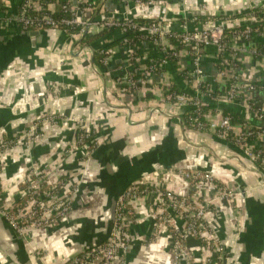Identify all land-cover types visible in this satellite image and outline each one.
<instances>
[{"label": "crops", "instance_id": "obj_1", "mask_svg": "<svg viewBox=\"0 0 264 264\" xmlns=\"http://www.w3.org/2000/svg\"><path fill=\"white\" fill-rule=\"evenodd\" d=\"M23 1L0 0V141L16 138L0 159V212L20 205L19 181L32 168L47 173L49 180L64 177L81 186L67 219L27 237L14 233L0 214V264H66L74 260L109 238L115 223L110 207L113 188L120 197L155 171L177 168L214 173L221 184L239 193L233 205L218 203L211 217L227 253L221 264H264V162L256 156L264 150V139H250L244 147L238 146L212 131L188 127L185 118L192 111L189 107L164 103L166 90L173 86L184 90L182 94L195 92L193 73L198 68L201 75L197 80L205 83L198 97L209 106V122L218 123L227 110L235 131L243 127L264 129V52L260 59L254 58L257 56L240 51L243 42L229 35L222 54L216 46L208 45L192 58L193 50L185 49L179 54L178 72L171 64L162 73L150 72L147 69L153 58L163 57L155 43L121 45L122 33L113 29L84 48L78 44L81 37L63 29L25 30L12 21ZM148 1L144 8L131 0H104L103 4L109 17L157 20L174 32L203 27L206 21L196 22L194 17L198 16H182L190 9L232 14L264 7V0ZM249 17L252 20H247ZM255 19L252 13L213 23L238 29ZM30 31L40 34L33 38ZM250 45L256 54L257 49H263L264 32L254 36ZM101 49L110 51L106 66L95 57ZM133 52L142 54L133 58ZM135 69L137 88L122 94L118 80ZM180 71H186L191 80L183 77L184 73L180 76ZM232 79L241 92L238 99L229 102L222 90L227 93ZM53 115L59 119L50 121ZM82 119L96 126L98 146L89 159L73 148L74 121ZM33 129L42 138L29 144L25 134ZM196 195L194 189L189 193L190 197ZM131 210L137 220L132 221L127 235L125 263L175 264L170 232L153 236L157 219H162L160 212L143 197L132 202ZM171 224L181 227L183 221L176 215ZM186 249L193 264H205L198 240L187 239Z\"/></svg>", "mask_w": 264, "mask_h": 264}, {"label": "built area", "instance_id": "obj_2", "mask_svg": "<svg viewBox=\"0 0 264 264\" xmlns=\"http://www.w3.org/2000/svg\"><path fill=\"white\" fill-rule=\"evenodd\" d=\"M95 1L68 0V3L62 6L61 13H63L61 16L56 17L53 5H50L46 12L43 10L40 0H24L19 12L16 13L12 21L22 26L25 30L63 29L71 36L76 37L90 34L93 30L97 32L105 29H119L125 46L130 43L126 38L128 31L135 29L139 33L149 35V41L162 47L160 51L163 53V57L158 61L155 60L149 63V69L147 70L150 72H155L157 68H165L170 65V58L165 53L173 49L171 38L180 39L186 50H193L191 53L192 58H195V55L198 56L200 49L208 45L216 46L221 54L227 49L228 35L225 26L208 22L197 30L168 31L159 21L157 23L156 21L139 23L136 21L139 18L131 16L109 17L104 4H100L101 7L99 8L100 5L98 7L94 6ZM122 1L128 2L130 0ZM131 1L138 8H144L150 4L148 0ZM192 11L204 12L205 9L195 8ZM249 19L252 20L251 17L247 18V20ZM70 30L74 32L69 33ZM232 30H234L232 37L237 41L243 42L239 50L253 54L255 51L250 47L253 29L246 25L243 29ZM109 53V50H99V54L104 56L102 64L105 66L108 64ZM134 55L135 53L133 52L131 57L134 58ZM133 62L135 63L136 61ZM134 71L136 72V69L131 70L130 73L128 72L126 76L118 80L122 94H127L137 88ZM200 75L201 71L197 68V72L193 73V77L197 81V83L194 82L196 86L194 93H167L165 94L164 103L176 107H189L192 109L191 114L185 118V123L188 127L212 131L222 140L231 141L238 146L244 147L247 140L250 139H257L258 137L264 139V129L243 127L242 130L235 131L231 126L232 117L229 116H224L218 123L209 122L206 119V114L202 113L201 107L203 103L198 97L199 90L205 85L204 82L197 80ZM232 82L226 94L225 90H222L224 99L229 102L238 99L241 92L237 81L232 79ZM208 89L211 92L214 91L211 85L208 86ZM255 111L257 112V109ZM53 116L55 117L52 119L49 117L50 121L54 122L59 119L58 116ZM202 117L204 118L203 120L201 119ZM74 122L76 139L73 148L79 151L85 159H89L98 146V140L95 136L96 126L90 125L88 120L84 121L83 119L75 120ZM39 125L36 128H39ZM77 130L81 132L79 135ZM41 136L42 134L36 129L25 134L29 144L41 141ZM93 141L94 147L90 148V143ZM13 146L5 140L0 141V159ZM262 152H256V156L264 162ZM38 171V169L32 168L20 179L18 187V203L20 205L16 206L13 212L7 210L0 212L15 233L21 237H27L30 233L41 228H51L67 219L71 214L74 197L81 186L80 182H71L64 177L49 180L47 173ZM45 181L49 185L48 188L43 187ZM217 182H219L218 177L214 173H202L198 170L188 171L177 168L168 171H155L142 181V184L145 185L142 191L130 189L120 195L116 206L119 212L118 219L115 221L107 241L92 249H87L72 260L70 264L78 262L126 264L125 258L129 248V239L127 235L122 233V228L131 221L137 220L134 212H126V206L131 207L132 202L141 197L150 200L151 207L155 212H160L162 219H157L158 222L156 223L157 226L153 236L159 238L163 233L170 232L173 239L175 264H193L192 254L186 249V240L189 238L201 241L200 245L205 264H221L227 253L219 238V231L212 223L211 217L215 214L216 204L226 201L229 205H233L239 197V193L230 187L220 186ZM192 189L196 191V197H188ZM176 215L183 221L181 227H175L171 224V217ZM170 227L174 228L180 239L175 238V234Z\"/></svg>", "mask_w": 264, "mask_h": 264}, {"label": "trees", "instance_id": "obj_3", "mask_svg": "<svg viewBox=\"0 0 264 264\" xmlns=\"http://www.w3.org/2000/svg\"><path fill=\"white\" fill-rule=\"evenodd\" d=\"M41 4H42V8L44 11H48V7L50 5H53L54 8H55V14H56V17H60L61 14V10H62V6L66 5V3H68V0H40ZM104 3V0H96L95 1V4L94 6L98 7V5L100 4H103ZM3 8L0 7V10H2ZM17 11V10H16ZM255 14L256 15V18L254 21H251L248 25L253 29V33H252V38L258 34H261L264 32V7L262 6H259L257 7L256 9L254 8H251V9H246V10H243L241 12H238V13H232V14H229V13H222V12H219L217 13L216 15L214 16H211V17H194L195 21H199V20H202V21H207V20H212V21H215V20H227V19H237V18H241L243 16H246L248 14ZM54 14V15H55ZM99 14V13H98ZM95 15V14H94ZM136 21H138L139 23H145V22H154L156 21V23L158 22L157 20H151V19H137ZM183 22V21H182ZM245 27L242 26V28H238L239 30L240 29H243ZM113 29H105V30H100V31H97L95 33H92V34H87V35H84L81 37L80 41L78 44L81 45V47H91L96 41L104 38L105 36H107ZM227 30V35H228V38H229V35L232 37V32L234 30H232V28L230 29H226ZM74 31L70 30L69 33H73ZM126 38L129 40L130 44L131 45H136L137 43H139L140 41H149L150 40V36L149 35H144L142 33H139L137 30L135 29H130L126 35ZM123 39L119 40L118 43L119 44H123ZM171 44L173 45V49L171 51H169L168 53H165V55L167 57L170 58V64L172 66V69L175 71V72H178L179 71V53L182 51V50H185L186 48L184 47V44L181 42L180 39H176V38H171ZM159 47V50H161V46H158ZM263 47V46H262ZM257 54L256 53H253V56H257V57H254V58H258L260 59L262 57V53L264 52V48L263 49H257ZM174 53V54H172ZM142 53L141 52H137L134 57H138L140 56ZM95 57L97 58V62L99 64L100 61L102 60V58L104 56L100 55L99 54V51H97L95 53ZM154 60H160L159 58H153ZM102 62V61H101ZM163 71H165L164 68H157L156 69V73H162ZM186 72V71H184ZM182 71H180V76H182V74L184 73ZM185 76V73L183 74V77ZM186 79L188 81L191 80L190 76L189 75H186L185 76ZM229 84V83H228ZM172 92H175L177 94H180V93H185L184 90H182L179 86H173L171 89L169 90H166V94L167 93H172ZM207 108H209V106L207 105H202L201 109H202V113L206 114V110ZM189 114H191L190 112H187ZM223 115L224 116H229V117H232L231 114L227 111V110H224L223 112ZM202 120L204 119L203 117L201 118ZM40 126V125H39ZM81 132L80 130H77V134L79 135ZM5 141L7 142H10L11 145H14L15 142H16V138H13V139H10V138H5ZM91 147H94V141L92 143H90V148ZM262 155L264 156V150L262 152ZM220 186L223 185L221 184L220 182H217ZM48 184L46 183V181L43 183V187L44 188H48ZM144 185L141 184V183H135V184H132L127 190H133V191H142L144 189ZM188 197H190L188 195ZM15 209V206L13 208H10L8 209V211H13ZM126 212H129V213H133V211L131 210V207L130 206H126ZM118 215H119V212L116 208V211H115V221L118 219ZM132 224V221L126 225L124 228H122V233L124 235H128V232L130 230V226ZM170 229L174 232L175 234V238L177 239H180V236L177 232H175L174 228L173 227H170ZM107 241V240H106ZM105 241V242H106ZM104 242V243H105ZM201 242V241H200ZM102 243V244H104ZM80 257V256H79ZM71 261L67 262L66 264H70Z\"/></svg>", "mask_w": 264, "mask_h": 264}, {"label": "water", "instance_id": "obj_4", "mask_svg": "<svg viewBox=\"0 0 264 264\" xmlns=\"http://www.w3.org/2000/svg\"><path fill=\"white\" fill-rule=\"evenodd\" d=\"M101 5L99 6V8L101 7ZM193 15L198 16V17L199 16H204V17H208L209 18V17L213 16L214 14L212 12H210V11H204V12H202V11H196V12L193 13ZM39 34H40L39 31H30V32H28V35L30 37H33V38L36 37V36H38ZM109 171H110V169H109ZM118 197H119V191L116 188H113L111 190V193H110V204H111L110 207H111V210L113 211L114 215H115V211H116Z\"/></svg>", "mask_w": 264, "mask_h": 264}, {"label": "rangeland", "instance_id": "obj_5", "mask_svg": "<svg viewBox=\"0 0 264 264\" xmlns=\"http://www.w3.org/2000/svg\"><path fill=\"white\" fill-rule=\"evenodd\" d=\"M190 10H192V9H190ZM213 14H217L218 12L217 11H213L212 12ZM191 14H193L192 13V11H190V12H187V11H184L183 13H182V16L183 17H186V16H188V15H191ZM208 22H214V21H212V20H208L206 23H203V25H205V24H207ZM202 28V27H201ZM51 117V119L53 118V117H55V116H50ZM57 117V116H56ZM74 121V120H73ZM217 206V204L215 205V207Z\"/></svg>", "mask_w": 264, "mask_h": 264}]
</instances>
